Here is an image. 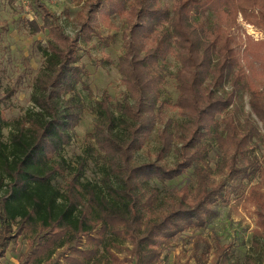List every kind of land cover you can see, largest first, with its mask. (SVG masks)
<instances>
[{
  "label": "trees",
  "instance_id": "1",
  "mask_svg": "<svg viewBox=\"0 0 264 264\" xmlns=\"http://www.w3.org/2000/svg\"><path fill=\"white\" fill-rule=\"evenodd\" d=\"M35 6L44 13L29 24L49 41L40 48L45 65L33 84V107L12 121L4 115L21 78L0 97V260L21 238L28 249L19 264H160L177 236L205 229L219 215L229 186L237 191L258 174L248 199L259 203L255 237H264V165L256 155L264 136L251 117L241 119L237 104L248 95L264 130V43L232 33L240 14L264 31V0H176L172 8L165 0H88L73 37L41 0L29 3ZM124 14L118 70L127 94L114 105L108 92L94 96L79 52L100 19ZM169 57L180 65V121L165 120ZM87 109L96 117L94 130L83 155L70 161L64 152ZM158 124L156 160L136 164ZM92 162L101 182L85 181ZM190 170L192 186L168 185ZM211 250L207 239L195 237L197 264H207Z\"/></svg>",
  "mask_w": 264,
  "mask_h": 264
},
{
  "label": "rangeland",
  "instance_id": "2",
  "mask_svg": "<svg viewBox=\"0 0 264 264\" xmlns=\"http://www.w3.org/2000/svg\"><path fill=\"white\" fill-rule=\"evenodd\" d=\"M87 1L41 0V3L59 18L65 33L73 37L78 31L76 16ZM175 1L165 0L170 8L174 6ZM29 3L32 4L33 0H0V97H4L8 89L16 87V81L21 78L18 92L9 103L4 104V115L9 121L24 115L33 107L31 102L33 84L45 65V57L40 48L46 47L49 36L47 33H35L34 28L29 24L36 17L41 21L38 15L43 14L44 10L36 6L33 9L29 7ZM238 17L237 26L232 29V33L238 35L244 43L248 41L264 43V31L247 23L241 14ZM127 18L128 14L114 16L106 21L100 19V26L93 35L91 43L82 44L79 52L81 64L89 71L86 80L94 96L100 98L104 92H108L112 96L114 105L123 101L127 94L118 70L119 60L125 53L124 35L128 31ZM168 69L171 75L166 77L163 87V99L169 104V108L165 111V120L180 121L177 109L179 91L175 79L180 65L174 57H169ZM237 104L241 108L239 113L241 119L251 117L264 136L263 124L250 109L249 96H243ZM95 120L96 117L87 109L76 129L74 142L64 152L65 157L70 161H75L78 156L83 155L89 142L88 135L94 130ZM159 128L161 124H158L145 148L136 154V164L156 160ZM4 134L6 141L8 131L5 130ZM256 155L261 165H264V143H261L260 148L256 150ZM175 158L176 155L172 152L164 163L173 166ZM211 161L213 165L217 161L215 152L211 154ZM260 177L258 174L251 180H245L243 186L238 188V192L233 191L229 186L230 194L226 202L219 204V215L211 220L205 229L190 230L177 236L163 251L160 264H175L178 259L183 263L197 264L193 258V244L195 237L199 235L212 245L207 264H214L216 261L220 264L226 260L234 264H244L247 258L252 259L255 264H264V237L258 240L255 237V232L261 227L258 219L259 203L255 199H248L250 189L260 184ZM101 179L100 166L95 162L90 163L85 181L101 182ZM194 182L190 170L168 185L192 186ZM27 249V241L20 238L10 245L0 264H19L21 255Z\"/></svg>",
  "mask_w": 264,
  "mask_h": 264
}]
</instances>
